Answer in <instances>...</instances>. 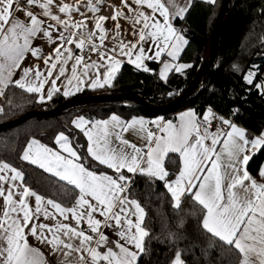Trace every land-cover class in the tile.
Returning a JSON list of instances; mask_svg holds the SVG:
<instances>
[{
  "label": "snow or ice",
  "instance_id": "6c2138e0",
  "mask_svg": "<svg viewBox=\"0 0 264 264\" xmlns=\"http://www.w3.org/2000/svg\"><path fill=\"white\" fill-rule=\"evenodd\" d=\"M104 4L0 0V97L15 87L45 103L57 94L112 87L125 63L150 72L146 62H157L165 83L192 67L180 62L189 40L176 21L193 0H119L109 4L108 16ZM242 78L264 96L260 65ZM72 125L86 144L60 132L57 150L33 138L20 156L56 178L57 198L0 160V264H139L152 240L170 245L165 264H264V167L256 176L248 169L264 149V131L249 138L211 107L175 120L112 114L79 116ZM137 177L161 182L175 210L171 227L166 218L162 223L165 239L147 227L145 207L132 196Z\"/></svg>",
  "mask_w": 264,
  "mask_h": 264
},
{
  "label": "trees",
  "instance_id": "16d2710c",
  "mask_svg": "<svg viewBox=\"0 0 264 264\" xmlns=\"http://www.w3.org/2000/svg\"><path fill=\"white\" fill-rule=\"evenodd\" d=\"M223 1L217 0L215 5H211L194 0L186 18L176 21V27L183 29L189 40L180 60L193 64L192 68L183 75L173 73L165 83L158 77V65H151L155 70L152 75L138 73L129 65H125L112 87L85 91L71 98L57 94L46 103H38L29 94L18 88L10 87L6 92V97H2L3 102L0 106L4 108V112L0 113V125L34 111L54 110L74 98L89 95L135 93L146 102L156 106L173 102L186 91L202 63L212 55L210 38ZM262 36H264V0H230L217 40V55L213 65L189 97L168 113L149 110L131 99L90 104L82 102L55 116H36L19 126L1 131L0 160L24 170L28 183L38 192L57 198L60 195L57 192L58 185L53 184L56 178L24 162L20 156L31 139L35 138L53 146L55 136L60 132H65L70 137L75 135L80 143L86 144L84 138L72 125L73 119L78 116L92 119L106 118L112 114L125 119L134 116L169 117L189 108L203 113L211 107L217 115L231 119L235 124L243 127L248 136H258L264 131V96L255 88L248 86L242 77L252 65H260L264 69V55L260 54L264 53V42L260 39ZM234 65H238L240 70L234 71ZM263 161L264 149H261L248 165L253 176L258 172ZM166 166L174 167L167 165V162ZM132 196L145 207L148 214L147 227L155 236L165 239L162 235V223L166 218L171 227L176 214L175 210L170 207L169 197L166 195L163 184L158 181L150 183L144 177H137L132 188ZM189 210L186 208V211ZM188 220L194 226V220L191 217ZM179 246L183 248L185 242L181 241ZM169 247L167 242L158 243L152 240L151 254L144 255L139 264H165L169 255ZM195 255L198 256L199 251ZM188 259L193 260L191 253Z\"/></svg>",
  "mask_w": 264,
  "mask_h": 264
},
{
  "label": "water",
  "instance_id": "95a60500",
  "mask_svg": "<svg viewBox=\"0 0 264 264\" xmlns=\"http://www.w3.org/2000/svg\"><path fill=\"white\" fill-rule=\"evenodd\" d=\"M229 2H230V0H224L223 1V4H222L221 9L219 11V14L217 16L215 26L212 30V34H211V38H210V44H211V48H212L211 57L202 63L198 72L194 76L193 81L190 84V86L186 89V91L179 98H177L173 102H171L167 105L156 106V105H152V104L146 102L138 94H135V93L82 96V97L74 98V99L58 106L54 110L45 111V112L34 111V112L29 113V114H26L25 116H23L21 118L16 119V120L3 123L0 125V132L7 130V129H10V128H13L15 126H19V125L23 124L24 122H26L30 119H33L36 116H39V117L55 116L58 113L65 111V110H67V109H69L75 105L82 103V102L90 104V103H106V102H110V101H120V100L131 99V100H134V101L140 103L142 106L146 107L149 110H152V111H155L158 113H168L176 105L183 102L187 97H189V95L194 90V88H196L200 84V81L203 78V76L206 74L207 70L213 65L215 58H216V55H217V40H218V37H219L220 32H221L222 21L224 19L225 12H226V9L229 5Z\"/></svg>",
  "mask_w": 264,
  "mask_h": 264
},
{
  "label": "crops",
  "instance_id": "0c3cea01",
  "mask_svg": "<svg viewBox=\"0 0 264 264\" xmlns=\"http://www.w3.org/2000/svg\"><path fill=\"white\" fill-rule=\"evenodd\" d=\"M199 1H202V2H204V0H199ZM193 2H194V0H193ZM111 3H115V4H119V0H105V4H104V8H103V10H102V14L103 15H105V16H108V15H110L111 14V11H112V9L109 7V4H111ZM206 3V2H205ZM123 23V22H122ZM109 27L111 26L110 24L108 25ZM129 39H131V37H129ZM107 43V42H106ZM188 46V45H187ZM187 46L185 47V49L187 48ZM48 49H47V47H45V51H47ZM185 51V50H184ZM184 51L181 53V56H180V59H181V57H182V55H183V53H184ZM30 62H35V61H31V60H29V61H26L25 63L27 64V63H30ZM180 62H182L181 60H180ZM147 64H148V66L153 70V71H150V72H143L142 70H137V69H135V67L133 66V65H129V64H127V63H125L123 66H122V68L125 66V65H129L130 67H132L135 71H137L138 73H145V74H148V75H152V74H154L155 73V70L153 69V67L151 66V65H158L159 66V68H160V65L157 63V62H154V61H147L146 62ZM182 63H187V62H182ZM192 66H193V64L192 63H190ZM122 68H121V70H122ZM192 68V67H191ZM190 68V69H191ZM190 69H187L186 71H185V73L186 72H188ZM158 71H159V69H158ZM171 75V74H170ZM169 75V76H170ZM118 76V75H117ZM114 83V82H113ZM105 88H107V87H105ZM101 89H104V88H101ZM101 89H96V90H101ZM96 90H93V89H91V88H85V90L84 91H82V92H79V93H77L76 95H79V94H81V93H83V92H85V91H96ZM61 95V94H60ZM76 95H74V96H76ZM63 96V95H62ZM74 96H72V97H74ZM64 97V96H63ZM2 98V97H1ZM65 98H71V97H65ZM48 102V101H47ZM46 103V102H45ZM190 109H193V108H189V109H186V110H190ZM186 110H183V111H180V112H178L177 114H175L174 116H169V117H164V116H160V115H158V116H150V117H147V116H134V117H131V118H143V119H145L146 121H151V120H155V119H158V118H163V119H165V120H175L177 117H178V115L180 114V113H182V112H184V111H186ZM79 117V116H78ZM85 118H87V119H92V118H89V117H86V116H84ZM109 117V116H108ZM108 117H106V118H108ZM121 117V116H120ZM77 118V117H76ZM76 118H74V119H76ZM122 119H124V120H130L131 118H129V119H125V118H123V117H121ZM73 119V120H74ZM99 119H104V118H99ZM94 120V119H93ZM74 127V126H73ZM239 127H241V126H239ZM243 128V127H242ZM75 129V128H74ZM244 129V128H243ZM76 130V129H75ZM78 131V130H77ZM79 132V131H78ZM247 132V131H246ZM80 133V132H79ZM80 135L83 137V135H82V133H80ZM125 136H126V138L127 139H129L130 140V142H134V143H137V145L139 146L142 142L138 139V137L135 135V134H133V133H131V132H129V133H127V134H125ZM253 137H255V136H253ZM84 138V137H83ZM249 138H252V137H250L249 136ZM84 140H85V142H86V139L84 138ZM41 143H43V144H45V145H47V146H49V147H52L54 150H57L58 149V145H56L55 143H54V145L52 146V145H48V144H46V143H44V142H42V141H40ZM256 154H258V152L256 153ZM255 154V155H256ZM24 162H26V161H24ZM26 163H28V162H26ZM29 164V163H28ZM31 165V164H30ZM34 166V165H33ZM36 167V166H35ZM261 167H264V161H263V163H262V165H261ZM260 167V168H261ZM38 168V167H37ZM42 170V169H41ZM43 171V170H42ZM258 173V172H257ZM257 173H256V175H257ZM46 174H48V173H46ZM48 175H50V174H48ZM255 175V176H256ZM51 176V175H50ZM55 178V177H54ZM133 198H135L134 196H133Z\"/></svg>",
  "mask_w": 264,
  "mask_h": 264
},
{
  "label": "built area",
  "instance_id": "2783aa9c",
  "mask_svg": "<svg viewBox=\"0 0 264 264\" xmlns=\"http://www.w3.org/2000/svg\"><path fill=\"white\" fill-rule=\"evenodd\" d=\"M2 102H3V99L0 97V105L2 104ZM219 116V115H218Z\"/></svg>",
  "mask_w": 264,
  "mask_h": 264
},
{
  "label": "rangeland",
  "instance_id": "374dc122",
  "mask_svg": "<svg viewBox=\"0 0 264 264\" xmlns=\"http://www.w3.org/2000/svg\"><path fill=\"white\" fill-rule=\"evenodd\" d=\"M1 107V106H0ZM259 153V152H258Z\"/></svg>",
  "mask_w": 264,
  "mask_h": 264
}]
</instances>
